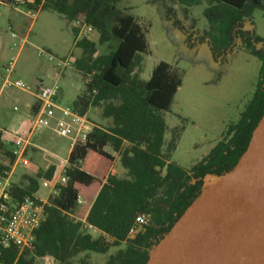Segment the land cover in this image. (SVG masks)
Here are the masks:
<instances>
[{
    "label": "trees",
    "instance_id": "trees-1",
    "mask_svg": "<svg viewBox=\"0 0 264 264\" xmlns=\"http://www.w3.org/2000/svg\"><path fill=\"white\" fill-rule=\"evenodd\" d=\"M120 1L0 0L3 5L28 10L40 6L41 11L54 12L68 23L83 15L98 34L99 44L118 41L114 50L97 57H93V42L75 41L82 56L73 66L84 78L85 90L71 108L80 116L90 108H100L101 117L110 119L111 125L93 127L86 141L74 146L64 169L66 183L57 196L49 197L44 218L34 232L32 249L19 253L14 246L0 247L1 264H33V258L45 256L58 264H71L70 260L81 253L105 254L122 244L125 249L110 256L105 264H146L154 246L202 193L205 178H220L235 167L264 114V38L243 30V22L256 9L264 10V0H176L185 9L206 4L204 37L214 60L221 57L222 64L240 41L244 51L261 66L254 92L239 120L228 126L226 138L189 170L169 161L163 153L165 122L160 113L170 109L182 77L167 63L159 62L148 80L138 79L135 70L141 54L148 50L147 30L132 15L118 10ZM169 17L171 11L166 9V19L171 21ZM172 25L185 31L179 21L172 20ZM191 37L185 40L189 49L194 46ZM106 148L119 156L125 170L123 178L109 175L114 157ZM3 169L0 165V171ZM50 172L44 175L47 179ZM37 187L36 180L30 179L24 188L11 186L10 196L18 202L33 195ZM79 187L88 190L84 193L86 200L80 197ZM86 212V222L103 237L93 239L84 232L81 222L71 217L77 213L81 218ZM140 214L149 216L148 226L142 234L127 240L128 229Z\"/></svg>",
    "mask_w": 264,
    "mask_h": 264
},
{
    "label": "rangeland",
    "instance_id": "rangeland-1",
    "mask_svg": "<svg viewBox=\"0 0 264 264\" xmlns=\"http://www.w3.org/2000/svg\"><path fill=\"white\" fill-rule=\"evenodd\" d=\"M116 7L122 13L132 15L147 30L145 38L148 50L141 54L140 66L135 70L138 79L146 81L159 62L176 67L174 69L182 77L181 92L173 98L170 109L160 113L166 131L163 153L176 164L191 167L207 156V152H204L206 146H213L225 139L228 126L239 120L254 91L256 61L241 50L238 41L222 64L219 63L221 57L218 60L212 58L204 37L207 28L203 16L205 3L185 9L176 0H121ZM166 9L171 11V21L166 19ZM172 20L179 21L185 31L174 28ZM252 20L257 30L264 33V12L256 10ZM9 21L11 28H8ZM73 32L72 22L68 23L54 12L41 11L40 6L36 10H28L0 5V44H3V50L0 51V89L6 76L5 69L12 58L16 57L9 81L20 80L29 89L37 79H41L45 85L51 83L49 72L54 68L44 57L37 55L38 51L57 58L68 56L72 67L63 71L59 80L62 88L60 102L64 106L71 105L76 96L85 90L84 78L73 66L75 59L82 56L81 49L74 45L76 39ZM188 35H192V49L185 45ZM200 38L204 39L197 42ZM88 40L96 45L93 57L105 55L118 45L117 40L99 44L97 33ZM257 48H261V44ZM1 90L0 137L17 130V124L12 120L23 112V104L19 100L21 90L13 87ZM100 113V108H92L86 120L96 125L93 127L107 128L111 120L101 119ZM46 134L54 147L44 146L45 151L65 159L69 149L68 139L50 131H46ZM40 152L39 156H45L44 152ZM41 158L46 160V157ZM47 159L53 161L50 157ZM116 164L113 174L123 178L119 161ZM216 182V178H205L204 190ZM79 189L80 197L86 200L84 193L88 190L82 187ZM125 247L122 244L112 252L124 250ZM108 258H90L87 253H82L72 258L70 263L81 264L84 260L85 264H105ZM33 264L58 263L52 258H33Z\"/></svg>",
    "mask_w": 264,
    "mask_h": 264
},
{
    "label": "water",
    "instance_id": "water-1",
    "mask_svg": "<svg viewBox=\"0 0 264 264\" xmlns=\"http://www.w3.org/2000/svg\"><path fill=\"white\" fill-rule=\"evenodd\" d=\"M216 179L146 264H264V114L235 167Z\"/></svg>",
    "mask_w": 264,
    "mask_h": 264
},
{
    "label": "built area",
    "instance_id": "built-area-1",
    "mask_svg": "<svg viewBox=\"0 0 264 264\" xmlns=\"http://www.w3.org/2000/svg\"><path fill=\"white\" fill-rule=\"evenodd\" d=\"M30 17H34V15ZM72 27L75 31L76 41L88 39L95 33L93 28L87 24L83 15H78L72 21ZM11 37L15 38L14 35H11ZM37 55L44 57L57 74H61L72 67V61L69 58H57L43 51H38ZM15 59L16 57L12 58L5 69L6 76L3 79L2 88L13 87L21 91L28 90L27 86L20 80L11 82L8 79L13 71ZM59 93L60 85L57 80L40 87L36 92L38 110L32 119L30 128L25 132L11 135V156L14 165H24L26 163L25 155L27 148L31 145L30 139L40 129H50L59 137L69 138L71 149L86 141L90 132L87 129V121L84 116L78 115L71 106H59L56 101ZM56 113L59 114L58 117H56ZM9 178L10 173L8 170L3 169L0 171V247L14 246L21 253L32 249L35 239L34 232L39 228L44 218V210L48 205L49 198H38L31 195L14 202L10 196ZM65 183L64 170H61L51 180H42L41 186L47 189L49 197H52L58 195L60 188ZM78 204H80V201H78ZM148 223V215H138L129 227L126 239L132 240L142 234ZM81 224L85 233L97 231L86 220H83Z\"/></svg>",
    "mask_w": 264,
    "mask_h": 264
},
{
    "label": "crops",
    "instance_id": "crops-1",
    "mask_svg": "<svg viewBox=\"0 0 264 264\" xmlns=\"http://www.w3.org/2000/svg\"><path fill=\"white\" fill-rule=\"evenodd\" d=\"M0 5L6 7V5H3V4H0ZM256 10H260V11L264 12V10H261V9H256ZM13 11H15V10H13ZM14 21H16V20H14ZM10 25L11 24L9 21V27L8 28H11ZM206 30H207V28H206ZM243 30L246 32H253L256 36H258L260 38H264V33H261L255 27L253 20H252V16H251V18H249L243 22ZM238 42L239 43L237 45H239L241 50L244 51V49L241 46L240 41H238ZM237 45H236V47H237ZM240 48H236V49H240ZM2 50H3V44H0V51L2 52ZM244 52L246 55H248L249 57L253 58L256 61L255 67H256V72H257V79H256V82H257L258 73H259L261 63L258 59L251 56L246 51H244ZM69 57H72V55H69ZM66 58H68V56ZM170 66L172 68L177 69L176 67H174L172 65H170ZM49 73L52 76L50 78V82L57 80L58 83H59L61 76L64 74V72L61 74H57V72L54 71L53 69H52V72H49ZM149 77H148V79H149ZM255 85H256V83H255ZM255 85H254V89H255ZM42 86H45L43 81L41 79H37L31 88H29L28 90H25V91H21L22 94L20 95L19 100L23 104V112L20 115L14 117L12 120V122H16V124H17L16 129L18 131L16 130L13 133L12 132L11 133H4L0 137V165L2 167H4L6 170H8L10 173V178H9L10 179L9 180L10 186H18L20 188H24V187L29 185L30 179H34V180H36L38 187H37V190L35 191V193H33V195L35 197H38V198L48 199L49 198V191L41 186V181L44 179L45 180H51L61 170L65 169V167L67 165L68 156L72 150L70 147V139L67 138L69 141V149L67 152L68 155L65 159H60V157L58 155L53 154V153H47V151H45V149H44V146H49L50 148L54 147V145L51 143V139L46 134V131H50V132H52V131L50 129H45V128L38 130L30 139L31 145L27 148L26 155H25L26 156V163L24 165H21V164L14 165L13 164V157L11 156L12 148H11V144H10V140L12 137L11 135L17 134L19 132H25L26 130H28L30 128L32 119L38 110V103L36 101V92ZM182 87H183V80H182L181 86L178 88V90L174 96V99L177 97V95H179V93L182 90ZM1 89H0V94L2 93ZM61 93H62V88L60 87V93H59L56 101H57V104L59 106H64L60 102ZM80 95H77L76 98ZM67 106H71V105H67ZM91 109L92 108L88 109V111L84 115L85 120H86V117H87V115ZM13 110H15V107H13ZM58 116H59V114L56 113V117H58ZM100 116H101V113H100ZM101 119H103V118L101 117ZM103 120L109 121L110 119H103ZM87 123H88V126H87L88 131H90V129L88 127L92 128L93 126H96L95 124H90L88 121H87ZM164 139H165V133H164ZM215 145H216V143L213 144V146L212 145L206 146V148H205L206 151L204 150V152L205 153L207 152V154H208ZM176 148H177V146H176ZM40 151L44 152L45 156H39L38 153H41ZM106 152H108L109 154H111L114 157V162H113L112 167L109 170V175L115 176L113 174V168L117 165L116 163L119 161V156L112 153V151L109 148H106ZM30 153L32 154L31 157H29ZM41 157H46V160H44ZM47 157L52 158L54 162L49 161L47 159ZM169 161H172V160L169 159ZM178 166H180V165H178ZM180 167L184 170H189L192 166L191 167L190 166L189 167L180 166ZM120 168H121V173L123 174V176H125V170L121 166H120ZM48 170H51L49 179H47L44 176L46 174V172H48ZM38 175H40L39 178L37 177ZM117 178H119V177H117ZM87 213L88 212L84 213L81 218H79L77 216V213H74L73 215H71V217H73L77 221L82 222L83 220H86ZM87 234H89L93 239H95L99 236H102V237L104 236L99 231L88 232ZM105 240H108V239L105 238ZM116 248L117 247L110 248L109 251L105 254H97V253H93V252H86V253L89 255L90 258H106L107 256L110 257V256L114 255L115 252H112V251H115ZM35 258H38V257H35ZM40 258H51V257L45 256V257H40Z\"/></svg>",
    "mask_w": 264,
    "mask_h": 264
},
{
    "label": "flooded vegetation",
    "instance_id": "flooded-vegetation-1",
    "mask_svg": "<svg viewBox=\"0 0 264 264\" xmlns=\"http://www.w3.org/2000/svg\"><path fill=\"white\" fill-rule=\"evenodd\" d=\"M192 42V41H191ZM198 42V41H197Z\"/></svg>",
    "mask_w": 264,
    "mask_h": 264
}]
</instances>
